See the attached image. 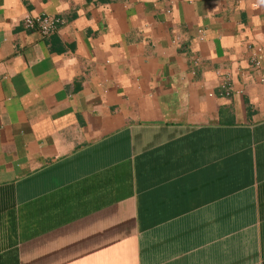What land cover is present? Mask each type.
Wrapping results in <instances>:
<instances>
[{
	"label": "crops",
	"instance_id": "obj_1",
	"mask_svg": "<svg viewBox=\"0 0 264 264\" xmlns=\"http://www.w3.org/2000/svg\"><path fill=\"white\" fill-rule=\"evenodd\" d=\"M0 264H264V0H0Z\"/></svg>",
	"mask_w": 264,
	"mask_h": 264
},
{
	"label": "built area",
	"instance_id": "obj_2",
	"mask_svg": "<svg viewBox=\"0 0 264 264\" xmlns=\"http://www.w3.org/2000/svg\"><path fill=\"white\" fill-rule=\"evenodd\" d=\"M60 23H62V21L59 18L47 15L27 16L23 19V26L27 29L35 28L41 37H46L54 32ZM260 58V53L256 52L253 54L251 61L254 67L259 65Z\"/></svg>",
	"mask_w": 264,
	"mask_h": 264
}]
</instances>
